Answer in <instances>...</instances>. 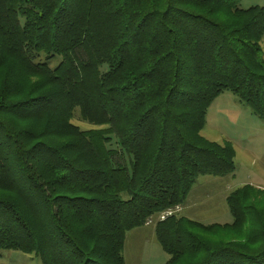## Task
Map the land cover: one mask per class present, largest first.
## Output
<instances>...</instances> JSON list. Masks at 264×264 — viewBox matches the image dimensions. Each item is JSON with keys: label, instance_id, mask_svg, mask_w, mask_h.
Listing matches in <instances>:
<instances>
[{"label": "trees", "instance_id": "16d2710c", "mask_svg": "<svg viewBox=\"0 0 264 264\" xmlns=\"http://www.w3.org/2000/svg\"><path fill=\"white\" fill-rule=\"evenodd\" d=\"M263 35L238 0H0V251L125 264L127 232L234 173L201 131L224 92L264 121ZM225 204L229 224L156 222L165 264H264V189Z\"/></svg>", "mask_w": 264, "mask_h": 264}, {"label": "rangeland", "instance_id": "374dc122", "mask_svg": "<svg viewBox=\"0 0 264 264\" xmlns=\"http://www.w3.org/2000/svg\"><path fill=\"white\" fill-rule=\"evenodd\" d=\"M238 6L246 9L251 6L264 7V0H238ZM259 60H264V35L259 44ZM61 58L55 56L48 63V67L54 69ZM242 104V103H241ZM247 111V107L245 108ZM250 116V111H248ZM228 113V112H227ZM232 117V116H231ZM258 120L261 127L247 126L245 123H232L230 119L223 118L224 127L232 140V146L235 151V171L232 175L223 178L200 176L196 179L187 199L184 203L185 210H181L175 215L189 217L192 220L207 224L211 222H220L223 214H226L230 220L231 216L225 204V196L242 184L258 183L259 188L264 189V121ZM72 124L81 130H88L91 125L80 120L78 110H75ZM214 118L208 117L206 126L201 135L210 138V132L213 131ZM243 127V128H242ZM247 132V133H245ZM216 135H220L217 134ZM241 135L245 136L242 139ZM219 143H223L226 138L215 136ZM252 185V184H251ZM152 224L141 228L133 229L126 234L123 257L125 264H165L168 256L162 251L157 243ZM0 264H41L38 257L33 254H22L18 251H0Z\"/></svg>", "mask_w": 264, "mask_h": 264}, {"label": "crops", "instance_id": "0c3cea01", "mask_svg": "<svg viewBox=\"0 0 264 264\" xmlns=\"http://www.w3.org/2000/svg\"><path fill=\"white\" fill-rule=\"evenodd\" d=\"M245 108H246L245 105L241 104L235 96H233L232 94H230L228 92H224V93L220 94L219 96H217L213 100L211 105L209 106L207 113H206V121H207L208 117H210V116L214 118V124H213L214 133H213V131L212 132L209 131L210 136H212V137H210V138L204 137V138H206L210 141L219 143L217 141V139H215V136H219L220 138H226V140L224 142L227 141V142H230L232 144L233 139L231 137H229V135H228L229 133L225 132L226 128L224 127L225 125L223 122V118L226 116L228 119H230V121L232 123L238 124L241 121L242 123H245L247 126H256L258 128L261 127L260 126L261 124H259V122H257L258 120H255V118H253L255 116H253V117L250 116V114L248 112L250 110L247 111ZM205 126H206V122H205L204 127ZM204 127H203V129H204ZM203 129H202V131H203ZM217 132L220 135H216ZM245 133H247V132H245ZM241 136H243V137H241L242 139H245L244 135H241ZM219 144H222V143H219ZM234 162H235V159H234ZM244 184H242V185H244ZM249 184L250 185L252 184L255 187L261 186L258 183H249ZM226 196H225V198H226ZM185 209H186L185 206L182 205L181 210L183 211ZM231 221H232L231 218L229 220L228 216L226 214H223L222 221L211 222V223H207L206 225L212 224V223L229 224V223H231Z\"/></svg>", "mask_w": 264, "mask_h": 264}, {"label": "built area", "instance_id": "2783aa9c", "mask_svg": "<svg viewBox=\"0 0 264 264\" xmlns=\"http://www.w3.org/2000/svg\"><path fill=\"white\" fill-rule=\"evenodd\" d=\"M180 210H179V206H176V207H174V208H172V209H168V210H166V211H164V212H162V213H160L159 215H157L156 216V221H155V223L156 222H159V221H163V220H165L167 217H170V216H172V215H175L177 212H179ZM155 219V217H151V218H149L148 220H147V223H146V225H148V224H152V222H153V220ZM154 223V224H155Z\"/></svg>", "mask_w": 264, "mask_h": 264}]
</instances>
